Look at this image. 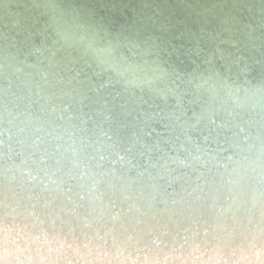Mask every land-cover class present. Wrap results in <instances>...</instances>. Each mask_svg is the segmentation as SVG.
Masks as SVG:
<instances>
[{
    "label": "bare ground",
    "instance_id": "bare-ground-1",
    "mask_svg": "<svg viewBox=\"0 0 264 264\" xmlns=\"http://www.w3.org/2000/svg\"><path fill=\"white\" fill-rule=\"evenodd\" d=\"M60 2L118 43L124 82L56 42L44 0H0V120L71 119L123 151L85 168L37 139L21 165L0 123V264H264L258 198L182 158L244 136L219 113L264 86V0Z\"/></svg>",
    "mask_w": 264,
    "mask_h": 264
},
{
    "label": "clouds",
    "instance_id": "clouds-1",
    "mask_svg": "<svg viewBox=\"0 0 264 264\" xmlns=\"http://www.w3.org/2000/svg\"><path fill=\"white\" fill-rule=\"evenodd\" d=\"M40 8L59 45L79 52L100 74L108 75L112 81L124 82L117 42L108 39L107 34H102L97 26L86 22L76 9L65 8L60 0H44ZM236 95V100L228 98L219 114L230 111L237 115L236 121L229 119L228 126L231 129L243 123L246 130L244 136L229 135L219 145L201 144L192 154L185 153L182 158L191 163L193 169L211 173L227 187L249 196L254 194L259 204L253 215L264 229V86L249 89L248 92L241 87ZM212 115L206 114L202 119H211ZM0 123L10 126L16 146L12 159L21 165L29 153L35 154L38 150L37 139L41 142L39 147L62 143L65 154L85 168H94L99 157H103L104 162H110L118 152L123 151L114 136L100 131L88 135L71 119L58 127L30 117H13L11 121L0 120ZM221 147L223 151L219 150ZM253 236L254 229L249 228L236 233L227 243L232 247L247 246ZM255 237L264 244V231L255 230Z\"/></svg>",
    "mask_w": 264,
    "mask_h": 264
}]
</instances>
